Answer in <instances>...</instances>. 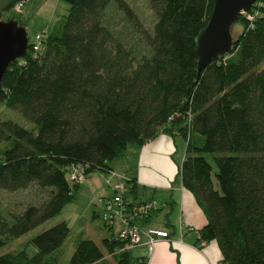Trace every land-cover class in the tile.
<instances>
[{"label": "trees", "instance_id": "obj_1", "mask_svg": "<svg viewBox=\"0 0 264 264\" xmlns=\"http://www.w3.org/2000/svg\"><path fill=\"white\" fill-rule=\"evenodd\" d=\"M19 1L0 0V14ZM63 1L68 13L47 32L43 51L35 56L28 44L2 78L0 101L29 127L0 120V190L36 183L49 197L12 221L0 216V248L73 200L79 185L66 179L71 164L107 173L130 148L177 131L187 142L177 178L207 218L199 241H216L222 264H264V0L247 11L253 21L239 16L230 51L200 74L195 38L214 0H148L157 20L146 55L117 33L119 15L136 23L126 0ZM133 183L125 194L135 201ZM69 232L61 221L29 241L34 255L7 252L0 264H57ZM121 246L83 239L70 264H95ZM128 256L119 254L118 263Z\"/></svg>", "mask_w": 264, "mask_h": 264}, {"label": "rangeland", "instance_id": "obj_2", "mask_svg": "<svg viewBox=\"0 0 264 264\" xmlns=\"http://www.w3.org/2000/svg\"><path fill=\"white\" fill-rule=\"evenodd\" d=\"M23 1L24 6L20 11H17L12 6L0 14V20L4 22L12 20L21 23V27L26 31L28 44L37 43L36 36L50 31L68 13L69 9V5L63 0ZM126 1L134 10L136 23L126 24L124 18L119 15L116 19L118 22L116 26L117 33L127 49L131 48L141 55H146L148 54L147 41L153 34L157 20L156 14L151 9L148 0ZM241 31V25L234 23L231 27L232 38L235 39ZM7 119L29 127V124L20 114L7 108L0 101V120ZM91 174L96 176H93V179L88 183H80L73 200L57 216L18 238H7L5 245L0 248V256L7 252H16L23 249L29 256L34 255L36 252L35 248L29 241L61 221L67 222L70 232L61 245L59 252H57V264H70V259L77 243L83 239L92 240L100 245L101 241L109 234V227L104 224L102 216L104 206L99 200L102 197L109 198L113 195V192L107 186L104 179L105 176H100V173L91 172ZM48 197L49 189H41L36 183L14 192L0 190V216L12 221L14 215L22 213L28 206L41 205ZM112 228L117 236L118 232L124 228V225L120 220L116 219ZM138 247L136 246L129 252L128 264H138ZM146 247L151 252L150 246L147 245ZM118 260L119 257H110L102 264H119Z\"/></svg>", "mask_w": 264, "mask_h": 264}, {"label": "crops", "instance_id": "obj_3", "mask_svg": "<svg viewBox=\"0 0 264 264\" xmlns=\"http://www.w3.org/2000/svg\"><path fill=\"white\" fill-rule=\"evenodd\" d=\"M186 144V139L177 131L173 135L161 132L141 148H130L124 156L109 163V168L118 176L111 186L107 185L113 193L116 187L125 188L126 182L133 181L136 202L153 200L159 204L158 211L143 226L167 231L171 242L159 240L149 252L143 239L137 248L138 258L145 259L147 264H222L217 242L199 241V231L207 225V218L194 195L177 178L179 166L186 157ZM93 173L105 176L106 182L107 173ZM87 176L86 183L96 175L90 172ZM115 237L113 228H109L105 239ZM110 257L117 255L104 252L103 259L95 264H102Z\"/></svg>", "mask_w": 264, "mask_h": 264}, {"label": "built area", "instance_id": "obj_4", "mask_svg": "<svg viewBox=\"0 0 264 264\" xmlns=\"http://www.w3.org/2000/svg\"><path fill=\"white\" fill-rule=\"evenodd\" d=\"M24 6V1L21 0L14 5L17 11H20ZM250 20H254V16L247 12L242 13ZM47 33L38 34L36 36L37 43H32L31 50L36 56L44 49V40ZM89 165L85 163L71 164L66 173V179L70 184H77L85 182L88 175ZM106 184L111 186V182L118 176L111 170L107 172ZM126 188L116 187L112 196L109 198H102L101 202L104 206L103 221L104 224L112 228L116 219L120 220L124 225L114 240L122 243L121 247H117L112 255H119L125 252H130L136 246L143 243L150 246L151 250L159 242V240H170L169 233L165 230L154 227L143 226V223L159 209V204L156 201L136 202L126 197ZM138 264H147L146 260L139 258Z\"/></svg>", "mask_w": 264, "mask_h": 264}, {"label": "water", "instance_id": "obj_5", "mask_svg": "<svg viewBox=\"0 0 264 264\" xmlns=\"http://www.w3.org/2000/svg\"><path fill=\"white\" fill-rule=\"evenodd\" d=\"M256 0H214L212 12L205 27L195 38L198 57L197 72L215 58L227 54L232 45L231 27L239 16L251 9ZM26 31L15 21L0 20V94L3 75L9 64L26 54Z\"/></svg>", "mask_w": 264, "mask_h": 264}]
</instances>
